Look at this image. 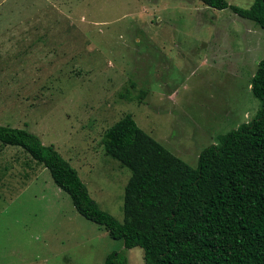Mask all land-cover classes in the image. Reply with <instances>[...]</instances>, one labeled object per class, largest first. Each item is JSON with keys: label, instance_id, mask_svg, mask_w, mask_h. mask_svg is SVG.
Instances as JSON below:
<instances>
[{"label": "rangeland", "instance_id": "obj_1", "mask_svg": "<svg viewBox=\"0 0 264 264\" xmlns=\"http://www.w3.org/2000/svg\"><path fill=\"white\" fill-rule=\"evenodd\" d=\"M226 1L248 9L254 0ZM263 59L264 30L199 0H0V125L53 146L122 223L131 173L105 156V131L131 114L195 168L217 136L260 109L250 80ZM5 187L0 264H105L112 253L114 264H145L141 248L81 217L19 147H0Z\"/></svg>", "mask_w": 264, "mask_h": 264}, {"label": "trees", "instance_id": "obj_2", "mask_svg": "<svg viewBox=\"0 0 264 264\" xmlns=\"http://www.w3.org/2000/svg\"><path fill=\"white\" fill-rule=\"evenodd\" d=\"M199 1L217 10L228 8L264 30V0H254L248 9L226 0ZM250 89L261 103L256 115L217 136L200 152L195 168L141 130L131 114L105 131V156L131 173L122 223L100 209L77 171L38 136L0 125V147L21 148L48 170L81 217L122 240L126 249L141 248L145 264H264V59ZM120 97L133 100L128 91ZM116 260L112 253L105 264Z\"/></svg>", "mask_w": 264, "mask_h": 264}, {"label": "crops", "instance_id": "obj_3", "mask_svg": "<svg viewBox=\"0 0 264 264\" xmlns=\"http://www.w3.org/2000/svg\"><path fill=\"white\" fill-rule=\"evenodd\" d=\"M7 189H8L7 187H5V189H0V193L3 194L4 192H6ZM18 189H19V187H18Z\"/></svg>", "mask_w": 264, "mask_h": 264}]
</instances>
